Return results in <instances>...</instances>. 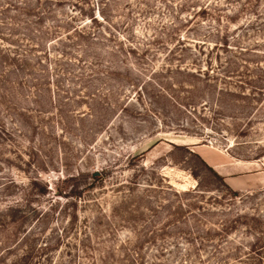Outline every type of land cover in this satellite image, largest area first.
I'll list each match as a JSON object with an SVG mask.
<instances>
[{
	"label": "rangeland",
	"instance_id": "374dc122",
	"mask_svg": "<svg viewBox=\"0 0 264 264\" xmlns=\"http://www.w3.org/2000/svg\"><path fill=\"white\" fill-rule=\"evenodd\" d=\"M0 264H264V0H0Z\"/></svg>",
	"mask_w": 264,
	"mask_h": 264
},
{
	"label": "trees",
	"instance_id": "16d2710c",
	"mask_svg": "<svg viewBox=\"0 0 264 264\" xmlns=\"http://www.w3.org/2000/svg\"><path fill=\"white\" fill-rule=\"evenodd\" d=\"M18 4H21V3H18ZM97 178L96 177H93V180H96Z\"/></svg>",
	"mask_w": 264,
	"mask_h": 264
}]
</instances>
